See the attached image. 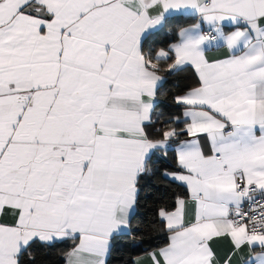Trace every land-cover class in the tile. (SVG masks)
Segmentation results:
<instances>
[{"label": "snow or ice", "instance_id": "snow-or-ice-1", "mask_svg": "<svg viewBox=\"0 0 264 264\" xmlns=\"http://www.w3.org/2000/svg\"><path fill=\"white\" fill-rule=\"evenodd\" d=\"M181 72L183 120L163 118ZM174 144L162 175L186 193L130 264H264V0H0V264L142 247L141 200Z\"/></svg>", "mask_w": 264, "mask_h": 264}, {"label": "trees", "instance_id": "trees-1", "mask_svg": "<svg viewBox=\"0 0 264 264\" xmlns=\"http://www.w3.org/2000/svg\"><path fill=\"white\" fill-rule=\"evenodd\" d=\"M190 21L191 19L187 23ZM191 80L190 72L176 73L167 77V83L161 89L160 107L157 109L158 113H163V118L169 116L181 118L182 107L174 102V97L189 88ZM174 145L172 149L168 150L167 155L160 154V159L156 163L159 173L151 177L149 187L145 189L141 200L135 222L141 231L139 233L134 232L133 236L142 243V247H128L126 246L128 241H125L119 250L112 253L110 264H130L135 256L144 254L145 250L160 246L165 242L166 233L157 215L158 209L162 206V201H172L175 196L186 193V189L179 183L162 175L164 171L177 169ZM71 245L72 242L68 241L58 243L53 247H37L33 250L36 256V264H65L64 253L71 248Z\"/></svg>", "mask_w": 264, "mask_h": 264}, {"label": "crops", "instance_id": "crops-1", "mask_svg": "<svg viewBox=\"0 0 264 264\" xmlns=\"http://www.w3.org/2000/svg\"><path fill=\"white\" fill-rule=\"evenodd\" d=\"M194 22H195L194 20H191L189 23H194ZM221 51H223V50H221ZM210 54L211 55H217L218 53L213 52V53H210ZM190 84H191L190 87L193 86V84H194L193 77H192V80H191V83ZM181 94H183V92ZM182 113H183V107L181 109V120H183ZM181 126H183V125L181 124ZM175 147H177V145H174V149H175ZM172 171H174V170H172ZM175 182L179 183L178 181H175ZM214 247L217 249L218 254H220L221 256H223L227 252L228 244L224 240H217V241L214 242ZM256 251L259 252L260 249H256ZM144 254H140V255L135 256L133 258V261L136 260V259H138V258L139 259H143L144 258ZM242 255L243 254L234 257L235 264H242V258H241Z\"/></svg>", "mask_w": 264, "mask_h": 264}, {"label": "built area", "instance_id": "built-area-1", "mask_svg": "<svg viewBox=\"0 0 264 264\" xmlns=\"http://www.w3.org/2000/svg\"><path fill=\"white\" fill-rule=\"evenodd\" d=\"M245 210H247V208Z\"/></svg>", "mask_w": 264, "mask_h": 264}]
</instances>
